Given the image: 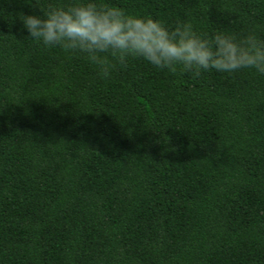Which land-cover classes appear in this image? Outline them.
<instances>
[{"label":"trees","instance_id":"trees-1","mask_svg":"<svg viewBox=\"0 0 264 264\" xmlns=\"http://www.w3.org/2000/svg\"><path fill=\"white\" fill-rule=\"evenodd\" d=\"M102 2L264 39V0ZM22 15L43 14L0 0V264H264V75L130 58L102 79Z\"/></svg>","mask_w":264,"mask_h":264},{"label":"clouds","instance_id":"clouds-1","mask_svg":"<svg viewBox=\"0 0 264 264\" xmlns=\"http://www.w3.org/2000/svg\"><path fill=\"white\" fill-rule=\"evenodd\" d=\"M35 6L43 14L22 15L29 39L48 48L82 53L97 74L107 79L129 59H143L173 75L215 70L232 73L254 69L264 75V39L250 33L243 39L217 33L212 40L199 35L192 24L180 22L169 31L157 20L126 14L102 0H84L66 6Z\"/></svg>","mask_w":264,"mask_h":264}]
</instances>
